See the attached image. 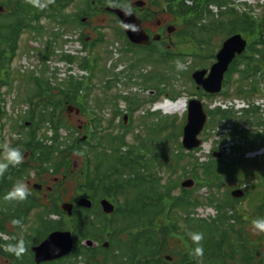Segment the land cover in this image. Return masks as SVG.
Returning <instances> with one entry per match:
<instances>
[{
	"label": "trees",
	"instance_id": "16d2710c",
	"mask_svg": "<svg viewBox=\"0 0 264 264\" xmlns=\"http://www.w3.org/2000/svg\"><path fill=\"white\" fill-rule=\"evenodd\" d=\"M95 1L104 7L115 1L121 8H126L131 2L84 0L88 9L84 10L83 16L90 15L89 8ZM147 1L161 11L174 15L183 25L182 38H188L187 44L195 49L213 52V35L219 31L225 37L243 34L249 41L248 51L237 59L228 73L223 96L252 99L261 93L264 80V6H260L262 11L258 13L247 4L241 5L243 9L238 4L232 5L231 0H191L194 2L193 6H189L187 0ZM74 2L75 0H47L45 5L43 0H2L0 131L5 130L12 119L4 103L6 95L15 90L13 63L18 57L22 35L25 31L42 34L45 31V26L42 25L44 18L69 26L73 22L64 12ZM212 5L220 10L218 18L211 9ZM3 10L7 11L2 12ZM73 17H76V23L83 26L80 14ZM154 17V14H147L146 19ZM207 20L208 24H203ZM123 34L125 36L124 32ZM125 39L126 44L131 45L126 36ZM101 41H105L104 36ZM85 45L94 50L98 42ZM192 55L200 56L198 53ZM181 56L184 60L187 54ZM171 59L168 53L165 60L160 58L161 62L156 59L152 61L158 65L166 64L167 71H170L175 69L169 65ZM81 64L92 70L94 75L100 65V57H95L93 61L84 60ZM181 73L183 75L185 70H181ZM161 75L164 78L161 83L168 82L166 74ZM26 80L34 87L30 90L31 96L27 98L31 105L27 116L31 123L30 138L23 146L33 152L30 159L41 162L39 173L51 168L56 174L61 173L62 169L70 170L73 161L69 158L76 146L78 152H85L86 159V170L78 176L80 187L77 193L96 202L109 199L117 205V209L113 215H107L98 209H80L67 224L64 212L57 202L53 201L51 207L44 206L36 196L31 195L22 201L5 199L6 193L14 184L21 182L24 175H29L34 165L30 160L19 166L9 167L0 176V214L3 215L0 223L15 221L17 227L23 229L33 209H43L38 215L39 226L32 228L31 234L23 232L28 237V242H21L17 233L8 232L6 226H1V230L10 234L13 241L0 238V264L2 257L7 258L8 264H34L30 243L39 244L51 232L65 229L67 225L74 230L77 248L71 256L53 264H264V233L258 234L251 226L252 219L264 216V167L263 162L252 160L255 167L248 168L249 159L244 154L246 148H234L239 157L224 156L216 160L211 156L208 162L202 163L194 153H186L183 149L178 117L164 119L160 114L150 113V117L155 120L150 125L146 124V135L136 136V142L130 144L127 137L133 128H125L122 124L124 132L117 135L108 132L105 137L101 136L98 126L103 127V120L94 112L97 118L92 121L94 131L90 140L78 143L76 139L75 145L73 143L67 149H61L60 130L66 127V123L56 116V110H50V106L60 105L63 100H55L51 86L43 80L33 75ZM79 87V84L71 85L75 94H68L64 99L66 103L69 100L70 104L82 105L78 102ZM233 89L234 92H231ZM41 105L43 109L38 111ZM207 110L211 118L208 128H214L223 119L233 117V113L221 109ZM118 116L116 112L110 125ZM253 119L257 122L260 116L256 114ZM47 123H51L55 129V143L52 146L44 145L38 140L39 130ZM21 127L26 128L25 123ZM236 133L242 134L239 130ZM236 133L233 134L234 137ZM258 139L260 145H264V136H261L254 138L249 148H257ZM168 140L174 141L172 147H167ZM56 155L61 156L62 160ZM3 156L4 149L0 148V160H3ZM46 163L50 164L47 168ZM179 169H183L184 178L191 176L197 180L196 188L174 193L181 187L180 180L173 179ZM245 178H249L248 182ZM227 183L240 186L247 184L246 197L237 200L228 192L221 196L222 187ZM204 187L209 192L208 196L201 197L205 201L197 196ZM253 189L260 191L254 192ZM244 201L247 202L245 206L242 204ZM200 206L215 208L216 216H197ZM52 214L60 215L61 220L51 219ZM190 232L203 233V256L194 254L195 245L189 238ZM89 239L99 244L108 243L109 246L88 247L84 242ZM4 245L8 246V251L4 249Z\"/></svg>",
	"mask_w": 264,
	"mask_h": 264
},
{
	"label": "rangeland",
	"instance_id": "374dc122",
	"mask_svg": "<svg viewBox=\"0 0 264 264\" xmlns=\"http://www.w3.org/2000/svg\"><path fill=\"white\" fill-rule=\"evenodd\" d=\"M43 1L46 5L47 0ZM130 1L131 2H129L127 8H131L132 5H134L138 0ZM231 2L238 5L248 4L249 7L255 8L258 13L262 11L260 6H264V0H231ZM2 4V0H0V5ZM109 5L112 6V3H109ZM151 6L152 5L148 4L145 9H150ZM212 8L215 12H217L215 6H212ZM87 9L88 7L86 6L84 0H75V2L64 12L65 15L69 16V20H72L73 22L69 26H60L59 24L53 23L51 22V20L44 18L42 20L43 25L45 26L43 35L45 34V32L46 34L43 41L40 39L39 35H34L29 31H25L20 41L18 57L14 60L13 63V80L15 90L7 94L6 97L8 102V109L10 110L9 116L12 119L8 122V126L3 134V142L5 144L3 146L18 147L24 153V162H28L31 160L34 168L30 170L29 175H24L22 182L27 185L30 195L36 196L44 206L51 207L53 201L57 202L61 208L65 203H75L81 197V194L77 193V190L80 187L78 176L83 170H86L85 161L82 157L83 153H79L78 149H76V146H74L73 152L71 153V156L69 158L71 159V161H73L70 170L66 171V169H62L61 173L56 174L54 169L51 168L49 171H44L42 174H40L39 170L41 167V162L36 161L35 159H30V156L33 155V152L30 149H27L25 145L23 146V144L30 138V125H27V123H29L27 116L31 111V105L27 101V98L31 96L30 90L34 87L26 80V78L28 79L29 76L33 75V73L26 70H32V67L37 64L38 60L43 58L45 52H47L48 43L46 42L48 39L55 38L56 36L68 39L71 43L65 45L63 44L64 42L60 39L61 43L60 45H58V47L63 48L65 45V48H68L70 52H73V54L76 55L74 63L70 64L67 62H59V65L54 66L53 72H58L60 74L57 78L52 79L51 77H49V82L51 84L54 99L63 100L62 104L60 105L50 106V110H56V116L62 119L64 123H66V127H63L60 132V141L62 142L61 149H67L69 146H72L73 143L75 145L76 139L83 138L84 136L89 135V132L85 130V127L89 124V121H91L90 113L94 109L104 118V126L102 127L103 130H100L103 131V133L100 134L101 136L105 137L108 132L114 135L121 133L122 129L120 128V119L117 118V120L112 125H110V122L114 120L116 111H118V109H120L121 112H128L130 103L123 99L124 96L131 97L133 103L135 102L132 107L133 110L130 112V114L132 115L131 124L133 129L127 137V141L130 144L136 142V136H145L147 132V129H145V124L150 125L152 121L155 120L150 116L148 117V115L149 113H152L154 107V103H152V101L156 100V98L159 96V92H156L157 90L153 88L154 86L158 85L159 82L149 79V75L153 72L152 65L143 62V60L146 59L144 56L148 58L151 52L133 49L131 53H123L122 56L121 48L122 46L127 47V45L125 44L126 39L122 34V27L118 22L117 17L112 14L106 13L96 14L93 10L90 11L89 16L83 17V11ZM6 11L7 10H3L2 12ZM79 13L83 17V20L87 21L83 24V26L76 23L75 18L72 17ZM164 19L170 20L171 26L176 28V32L174 34H167L170 40L171 38L175 37L176 48L173 46V50L177 49L182 53H198L200 56H206L209 53L207 50L195 49L191 44H187L188 41L186 40H188V38L175 36L183 30V25L181 22L177 21L174 15L170 13L157 15L156 19L148 21L147 25L156 27L158 21ZM208 22L209 20L204 21L203 24L207 25ZM101 33H103L105 36V42L98 44V47L93 53L94 56L100 57V65L97 69L95 78L92 80L93 89L90 91V97L87 99L88 104L85 105V113L79 114L76 107L73 104L70 105L69 100H67L66 103L64 99L68 94H75V92H72L73 90L71 88V85L73 83L77 84L79 81V68L81 66V63H83L82 59L84 58L82 51H80L84 46L82 41L80 40V35L81 39L85 36V39L91 42L93 40H100L102 38ZM228 37H225L222 31H219V33H214L211 45L214 56H211L208 60H201V58L191 56L186 57L184 60H181L178 68L179 70H185V73L183 75L180 73H177L176 75L175 73L167 74V81H169L170 84H165V91L160 95V97H158L156 103L164 100L168 96V94L174 95L175 93L181 94V97H186L189 99V101L195 98H199L196 96L197 87L195 82L193 81L192 75L197 70L210 69L212 65L215 64L216 55L219 52L222 44ZM160 49H163V51H167V43L162 46L160 45ZM26 61L29 62L26 65H23L26 63ZM55 61L56 59H53L50 61V63H53ZM50 63L47 64L46 69L38 68L37 72L34 73L33 76H35L36 78H42L43 81L47 83L48 80L45 78V74L50 75L49 69L52 65ZM20 68L23 70H21ZM146 70L148 71L147 74L146 72H144ZM168 75H174V77H170ZM6 89H4L3 91L6 92ZM231 92H234V89ZM234 98L239 97L232 96L226 98L224 96H220L215 100H210L209 98L204 96L203 101L206 105H209V107L212 108L214 103L217 101L230 100ZM254 99H256V96ZM223 104L224 108H226L225 103ZM72 106L73 108L70 110ZM99 108H103V110H100ZM42 109L43 107L41 105L38 108V111H41ZM182 110L184 109H181V113L177 115L179 117L178 125L180 127L181 134L183 132V126L186 124V114H183ZM37 116H40L39 112L37 113ZM163 118L165 119L167 117L163 116ZM243 118L244 119L242 120L238 119L233 113V117L228 119V123H230L231 125L237 124L234 131L229 132L230 125L226 124L225 126H223V121H221L218 126L214 128L211 127L207 131H205L201 138L203 141L207 140L206 145L210 146L209 151L211 150V147L214 148V146L216 145H219V147L221 145H225L224 142L223 144L220 143L222 142L221 138L226 139V143L230 145L232 151L234 146L237 145H241L244 148L250 147L253 139L247 138L244 141L241 135L238 136L236 130L242 129L239 125H246V127H255L256 121L251 117ZM24 123L26 125V128L23 129L21 125ZM235 133L236 137H234L233 135L231 137H227L228 134ZM54 134L55 129L53 125L51 123H47L45 124V126L43 125L39 130L38 140L45 145V143H49L48 138L51 136L53 137ZM167 142V147H172L174 144L173 140H168ZM218 142L219 144H217ZM260 144H258V146H260ZM262 146L264 147V145H261L258 148H261ZM85 148H87V146H85ZM209 151H206V148H203V156L210 155ZM236 156L239 157V153L235 156L230 155L228 157ZM56 157L60 159V161L62 160L61 156L56 155ZM204 158L207 159V157ZM246 158H248V156H246ZM252 160L254 159H249L248 161V163L250 164V166L248 167L249 169H253L255 167L254 165H252ZM262 162V165L264 167V160ZM48 166H50V164L46 163L45 168H47ZM183 172V169H179L176 177H173V179H179L181 183L185 181L186 178L183 177ZM168 177V174H166V179H168ZM248 179L249 178H245L247 182ZM35 184H40L43 186V190L40 193H37L38 191L34 190ZM196 187L197 186H193L192 189ZM236 188H241L240 184L236 185L233 183H227L222 187L221 196H224V194H226L227 192L231 193L232 191L237 190ZM181 190L182 188L180 187L174 193L179 194ZM253 190L254 192L260 191L256 189ZM208 193V189L204 187L197 193V196H199L200 198L202 196L206 197L208 196ZM201 200L205 201L203 198H201ZM246 203L247 202L245 201L242 202L244 206L246 205ZM42 209L35 208L31 212L28 223L25 225L24 229L28 234H31L30 230L32 228H36L39 226L38 215ZM197 214H200L202 216L215 217L217 212L213 207L200 206V208L197 210ZM51 219L60 221L61 216L52 214ZM65 221L67 222V224H69L67 218L65 219ZM6 226L10 232H17L18 235H20L19 238L23 241V243L29 241L28 237L25 236L23 232L19 233V231H17L15 221L7 222ZM68 229H70V225H67L66 228L62 230ZM0 237L5 241L12 240V236L8 233H0ZM1 264H8L7 258L2 257Z\"/></svg>",
	"mask_w": 264,
	"mask_h": 264
},
{
	"label": "water",
	"instance_id": "95a60500",
	"mask_svg": "<svg viewBox=\"0 0 264 264\" xmlns=\"http://www.w3.org/2000/svg\"><path fill=\"white\" fill-rule=\"evenodd\" d=\"M144 1L137 2V6L144 7ZM113 12L121 20L122 26L129 40L137 45H150V35L141 27V20L131 10L113 9ZM156 37L154 40H160ZM248 47V41L241 35L236 34L228 38L217 54V62L212 66L210 72L208 70L196 71L193 75L194 80L198 84V89L202 88L209 94H218L223 90L226 74L230 71L232 64L238 56H242ZM72 107L70 108V110ZM79 113V112H78ZM208 122V114L204 104L199 99L190 102L188 123L184 129L183 146L189 150H195L202 144L199 136L203 133ZM86 140V138H84ZM215 157H222V154H215ZM195 180H187L183 183L184 188H192ZM42 189L41 186H35ZM245 192L242 189L232 192L235 198L244 197ZM78 206L91 209L93 201L89 198H83L78 202ZM103 209L106 213L115 211V207L108 201H102ZM63 209L70 215L73 214L74 204L66 203ZM75 239L71 231L53 232L40 245L32 246L36 264H46L67 257L73 252ZM88 246H97L93 240L87 242Z\"/></svg>",
	"mask_w": 264,
	"mask_h": 264
},
{
	"label": "clouds",
	"instance_id": "9594fccd",
	"mask_svg": "<svg viewBox=\"0 0 264 264\" xmlns=\"http://www.w3.org/2000/svg\"><path fill=\"white\" fill-rule=\"evenodd\" d=\"M24 153L18 147L6 146L3 160L0 161V176H3L9 167L19 166L24 162ZM30 195L29 189L24 182H17L13 185L11 190L6 193L5 199L14 200H26ZM252 228L258 233H264V216L256 217L251 221ZM190 240L194 243V254L196 256H203L204 247L201 241L204 239L203 233L190 232Z\"/></svg>",
	"mask_w": 264,
	"mask_h": 264
},
{
	"label": "flooded vegetation",
	"instance_id": "af4514ba",
	"mask_svg": "<svg viewBox=\"0 0 264 264\" xmlns=\"http://www.w3.org/2000/svg\"><path fill=\"white\" fill-rule=\"evenodd\" d=\"M163 14L164 13H161L160 15H163ZM143 24H145V23H143ZM147 24L148 23L145 24V28L150 30L151 37L154 38L156 34L161 35L163 40L160 42L167 43V48L169 47V49H171L173 43H171V40L168 38V35H167V34H169V28L171 27L170 20H168V19L167 20L166 19L160 20V21H158L156 27L155 26L151 27V26H148ZM176 55H178V53H176ZM170 63L172 66H174V65L179 63V59L177 57L173 56ZM176 66L178 67L179 65H176ZM152 69H153L152 74L155 75L157 73V68L152 66ZM77 201L75 203H77Z\"/></svg>",
	"mask_w": 264,
	"mask_h": 264
},
{
	"label": "bare ground",
	"instance_id": "6f19581e",
	"mask_svg": "<svg viewBox=\"0 0 264 264\" xmlns=\"http://www.w3.org/2000/svg\"><path fill=\"white\" fill-rule=\"evenodd\" d=\"M186 108V104L184 101H180L179 104H178V109L181 110V109H185Z\"/></svg>",
	"mask_w": 264,
	"mask_h": 264
}]
</instances>
